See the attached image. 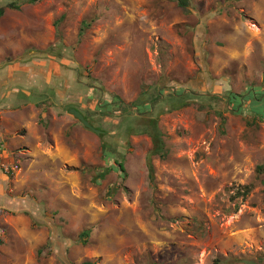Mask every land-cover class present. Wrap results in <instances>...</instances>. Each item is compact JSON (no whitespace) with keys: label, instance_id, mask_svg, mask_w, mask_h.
<instances>
[{"label":"rangeland","instance_id":"obj_1","mask_svg":"<svg viewBox=\"0 0 264 264\" xmlns=\"http://www.w3.org/2000/svg\"><path fill=\"white\" fill-rule=\"evenodd\" d=\"M0 9V264H264V0Z\"/></svg>","mask_w":264,"mask_h":264},{"label":"trees","instance_id":"obj_2","mask_svg":"<svg viewBox=\"0 0 264 264\" xmlns=\"http://www.w3.org/2000/svg\"><path fill=\"white\" fill-rule=\"evenodd\" d=\"M39 0H30V3H37ZM175 1L179 7L183 8V9H187L189 6H190V0H173ZM9 7L12 8V9H17L18 6L15 4V3H11L9 4ZM4 13V11L2 9H0V16H2ZM250 97V96H249ZM118 100V101H117ZM115 101L117 102H110V103H106L104 105H100L98 107L99 110H102V113L103 114H106V113H109L110 111H112L111 109L114 108V107H120L121 105H123L124 103L122 101L119 102V98H115ZM255 110H258L260 111L259 107H257ZM156 120H154V122H152V127H153V131L154 132H149L148 133L152 136L153 140H154V144H155V149H156V152H160V149H161V146H162V142H161V139H160V134L156 128ZM119 166H120V169L122 171H125L124 170V163L123 161H119ZM150 177H151V180H153V167L150 165ZM112 170V167H109L107 169H105L104 171L100 172L98 174V177L100 179H104ZM258 170L259 171H263L264 168L263 167H258ZM251 193V187H245L244 189L242 190H238L237 193L233 196V200H236L238 198H246L249 196V194ZM89 235V232H84L82 233V236L84 237H88ZM0 244H1V241H0ZM82 264H96V262H92V261H86Z\"/></svg>","mask_w":264,"mask_h":264},{"label":"water","instance_id":"obj_3","mask_svg":"<svg viewBox=\"0 0 264 264\" xmlns=\"http://www.w3.org/2000/svg\"><path fill=\"white\" fill-rule=\"evenodd\" d=\"M70 114H72L77 120H79L86 128L100 135L103 132L97 128H95L83 115V113L75 108L70 109Z\"/></svg>","mask_w":264,"mask_h":264},{"label":"crops","instance_id":"obj_4","mask_svg":"<svg viewBox=\"0 0 264 264\" xmlns=\"http://www.w3.org/2000/svg\"><path fill=\"white\" fill-rule=\"evenodd\" d=\"M26 77H27V76H26V74H25V79H26Z\"/></svg>","mask_w":264,"mask_h":264}]
</instances>
